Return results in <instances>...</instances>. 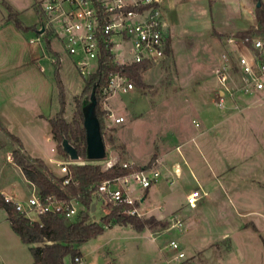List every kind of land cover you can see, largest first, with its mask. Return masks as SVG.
<instances>
[{
	"label": "rangeland",
	"instance_id": "obj_1",
	"mask_svg": "<svg viewBox=\"0 0 264 264\" xmlns=\"http://www.w3.org/2000/svg\"><path fill=\"white\" fill-rule=\"evenodd\" d=\"M260 1L264 4V0ZM251 3V7L255 9L258 0H252ZM36 15L29 13L24 20L26 23H33L39 19L40 25L42 16L40 12ZM30 32L27 37L35 38L36 34ZM44 36V39L50 41L51 52L47 50V53L51 62L49 58L41 64L44 68L43 75L55 84L54 64L57 62L60 65L62 49L56 34L46 31ZM227 37L231 36H225ZM182 46L183 43L175 46L178 49L175 56L169 49L164 60L147 66L141 73L142 81L147 86L145 89L133 85L130 93L116 94L110 100L100 98L101 110L106 112L102 118L105 158L117 156L120 163H127L128 157H131L136 164L134 166L147 168L151 158L155 157L150 168H157L162 178L169 176L173 166L179 165L183 168L181 178H164L165 181H173L172 185L167 182L168 192L157 190L154 194V190H151L153 194L142 205L150 203L152 207H157L172 202L181 204V209L186 208L185 192L199 186L212 193L218 203L206 202L195 210L196 215L192 213L194 211L191 214H182L179 209L165 216L163 221L168 223L165 229L156 227L136 234L126 229L127 227L115 226L82 245L80 264H157L153 255L156 246L163 247V252L166 253L169 251L167 242L170 240H175L179 249L183 248L185 259L181 264H187L191 260V245L202 249L227 251V240L209 244L206 241L201 242L202 237L195 240L191 238V233L198 227L208 230L210 236H207L210 238L221 229L215 224L218 220L216 218L233 212L219 194V190L223 192L225 187L218 168H222L221 172H230L229 176L233 177L231 180L237 178L236 183L239 186H245L246 183L251 185V182L253 186H264V94L245 98L238 93H232L226 99L229 104L225 102L224 108H218L216 101L220 95V87L215 71L227 64L228 69L231 68L227 70L228 75L233 77L239 53L232 46H226L225 40L217 38L214 42L204 40L199 44L187 45V48ZM22 51L20 52L23 53ZM14 53L17 54L14 59L22 58L19 51ZM125 53V50L117 47L116 60L121 61L123 56L127 57ZM242 53L247 55L243 50ZM72 66L65 60L59 71L65 92L64 118L67 122L72 120L74 98L83 86L82 76ZM91 69L94 70V67ZM37 74L38 70L33 66L19 68L20 85ZM229 79L235 81L233 78ZM230 87L234 88V85L230 84ZM107 107L112 108L116 116H123L124 122L112 124L111 120L107 121L106 115L111 113ZM16 146L14 142L13 148L16 149ZM2 153L0 189L14 185L20 197H27L30 193L29 187L21 182L15 169L6 160L5 153ZM187 156L192 162L188 160L189 164L186 165L184 162ZM212 160H216L218 168L214 167ZM94 162L100 163V160ZM190 169L195 175V182L190 175ZM106 211L98 205L95 212L89 213L99 220L106 215ZM150 214L146 213L140 218H148ZM174 214H178L183 221V228L179 232L171 228ZM224 222L221 220L219 224ZM148 233L153 237L158 236L155 243L150 241ZM234 239L237 253L231 264H264V244L258 238L244 239L236 235ZM244 255L246 259L242 257ZM14 264H32L31 254L25 246L21 249L14 246ZM63 264H72L70 256L64 258Z\"/></svg>",
	"mask_w": 264,
	"mask_h": 264
},
{
	"label": "crops",
	"instance_id": "obj_2",
	"mask_svg": "<svg viewBox=\"0 0 264 264\" xmlns=\"http://www.w3.org/2000/svg\"><path fill=\"white\" fill-rule=\"evenodd\" d=\"M42 1L0 0V157H2V152H4L6 160L9 161L21 182L27 185L30 191V183L26 181L20 169L11 160L10 153L14 150V140L11 136L18 139L21 152L26 157L43 161L56 178H61L57 164L68 159L57 153L56 144L52 139L48 123V120L57 113L59 104L56 86L54 83V85L52 84L49 77L46 78L43 75L44 68L41 66L44 61H48L50 58L49 52L45 47L46 39L43 38L45 33H39V19L33 23H26L24 20L28 17L29 13L39 15V4ZM251 1L161 0L160 9L162 22L164 23L163 31L166 36V50L170 49L175 56L178 50L175 46L179 43H183L182 48H187V45L199 44L204 42V40L208 42H214L216 38L225 40V36H234L249 29H256L255 9L251 7ZM4 4H7L12 12L16 14L22 27L35 28L32 30L36 34L35 38L27 37L31 33L30 31L17 29L12 21H7L8 12L4 8ZM255 8H257V3L255 4ZM242 50L248 55V52L243 48L240 50L241 53ZM16 51H19V53H21L20 51L23 52L21 53V59H14V55H17L14 53ZM17 60L20 61L18 62ZM49 60L51 62V58ZM65 60H68L73 65L71 59L62 51L59 71ZM24 66L35 67L38 70V74L36 77L30 78V81L27 83L20 85L19 68ZM112 97L108 98V100ZM107 109L114 117H123L121 115L116 116L112 108L107 107ZM112 124L115 123L112 122ZM113 128L115 129L116 127L113 126ZM177 153L180 154V151H177ZM113 157L117 158V156ZM188 160L192 162L187 156V160L184 162L186 165L189 164ZM127 163L136 165L131 157H128ZM212 163L214 167L218 168L216 160H212ZM174 167H178V178H181L184 170L179 165L171 167L169 176L167 175L164 178H174L172 175ZM221 169L218 168L225 189H222L223 192L219 190V194L222 196V201H224L225 205H229L233 212L232 214L230 212L228 216L222 215L216 218L218 220L215 224L221 227V229L210 238L207 236L209 235V231L202 229V227L195 228L191 233V238L195 240L198 237H202L201 242L206 241L209 244L227 240L229 249L220 252L191 245L190 253L192 258L188 263L186 262L187 264H231V260H234L232 258H235L237 253L234 239L236 235L244 239L250 237L258 238L264 244V186L259 187L258 184L253 186L252 182L250 183L251 185L245 182V186H239L236 183L238 181L237 178L231 180L233 177L229 176L230 172H221ZM189 172L195 182L196 178L192 169ZM164 178L161 177L162 180H160L162 182L159 183V181L146 192L144 201L153 193L155 194L157 190L162 193L169 191L168 185H172L173 181L170 184L171 181H165ZM151 190L155 192L152 191L153 193H151ZM195 190H199L202 193V197L193 209L187 208L184 204L186 208L181 209V204H173L172 202L169 205L163 203V205H158L157 207H152L150 203L146 206L141 203L139 206L140 212L143 215L151 213L152 217L163 221L165 216L175 213L179 209H181V213L189 212L191 214V211H194L192 213L196 215L195 210L201 208L206 202L212 201L215 204L218 203V200L213 198L212 193L200 186L186 191L184 196L186 197L190 192ZM0 195L11 198L13 201L23 202L29 197L30 193L27 197H20L13 185L11 188L0 189ZM223 209L225 210V208ZM106 214L108 213L106 212ZM221 220L225 221L222 225L219 224ZM95 222H98V220L95 219ZM115 226L119 228L123 227L113 225L106 230H110ZM126 227L130 232L136 234L147 232V229L142 232H136L130 226ZM157 237H153L151 234L148 236L150 241L154 243ZM14 246L20 249L22 246H25L29 251L32 245L21 243L18 236L12 231L6 213L0 209V264H14ZM81 247L82 245L79 247V251ZM156 248L153 255L157 264L182 263V261L177 262L174 260V252L169 250L164 253L163 247L160 245H157ZM180 249L183 252V248L181 247ZM80 256L82 257L81 252ZM242 257L246 259V255Z\"/></svg>",
	"mask_w": 264,
	"mask_h": 264
},
{
	"label": "built area",
	"instance_id": "obj_3",
	"mask_svg": "<svg viewBox=\"0 0 264 264\" xmlns=\"http://www.w3.org/2000/svg\"><path fill=\"white\" fill-rule=\"evenodd\" d=\"M160 4L161 0H43L39 4L42 16L39 30L43 28L41 34L49 31L58 36L63 53L71 59L75 71L83 78L95 71L103 49L109 51L116 64H157L166 57V36ZM140 7L145 8L135 10ZM225 44L232 46L239 54L235 61L233 77L228 75L227 70L231 68L228 69L227 64L215 71L220 87L216 106L220 109L225 107L226 99L230 98L232 93L244 97L264 94V38L231 36L225 39ZM117 47L126 51L127 57L123 56L121 61L116 60ZM242 48L248 55L240 52ZM92 66L94 70L91 69ZM229 78L235 81H230ZM230 84H233L234 88H231ZM133 88L127 77L113 74L109 76L108 85L102 89L101 98L108 100L115 94H126ZM106 120L120 124L124 118L114 117L110 113L106 115ZM177 151L179 152L178 149ZM102 160V171L116 165L122 169H130L132 166L129 163H120L116 157H104ZM85 162V159L81 158L77 161L68 158L57 164L62 187L71 182L68 166L82 165ZM172 175L174 178L179 177L178 167H174ZM161 177L157 168H140L113 179L103 180L92 191L95 211L98 205L105 208L107 213L111 211V207H121L120 215L140 218L143 214L139 206L144 201L146 192L155 186ZM201 197L199 190L192 191L185 197V205L193 209ZM3 200L12 204L30 223L39 225L42 215H61L73 221L84 210L75 198L60 201L54 196L42 197L33 185L25 201H13L4 196ZM91 219L95 221L94 216H91ZM172 221L171 228L181 231V217L174 214ZM167 247L175 253V261L185 259V254L175 240H170ZM74 262L80 264V257H76Z\"/></svg>",
	"mask_w": 264,
	"mask_h": 264
},
{
	"label": "trees",
	"instance_id": "obj_4",
	"mask_svg": "<svg viewBox=\"0 0 264 264\" xmlns=\"http://www.w3.org/2000/svg\"><path fill=\"white\" fill-rule=\"evenodd\" d=\"M259 6L255 8V19L257 28L238 33L237 37L258 36L264 38V4L258 0ZM8 12L7 21H12L17 29L22 31H32L35 28L22 27L16 14L11 8L4 4ZM145 7H140L141 10ZM220 37V36H218ZM46 49L50 50V41H45ZM169 52V49L166 50ZM147 63L120 65L113 61V56L107 50H102L98 60L97 68L87 77L83 78V86L80 93L74 98L75 109L71 122L64 118L65 92L64 86L59 76V63L54 64V81L57 89V98L59 109L57 113L48 120L52 139L54 140L57 153L68 158L63 151L61 143L63 139L67 140L76 150L81 159L86 156V138L83 128L84 107L90 99L93 92L95 98L94 116L99 122L100 134L102 136L103 122L102 118L106 112L101 110L99 100L102 89L108 85L109 76L119 74L127 77L136 88L145 89L147 86L143 83L141 73L147 68ZM17 144V148L10 153L12 162L20 169L22 175L31 185L35 186L38 194L42 197L54 196L57 200L66 201L75 198L84 210L78 217L69 221L61 215H42L40 217L41 225L30 223L14 206L6 203L3 196L0 195V209L4 210L12 231L18 236L21 243L32 245L29 252L32 257V264H63L66 256H70L72 264H76L74 259L80 257L79 247L91 239L103 234V232L113 225L130 226L136 232H142L146 229H165L168 225L166 221H160L154 217L139 218L135 216H123L119 212L121 207H111V211L102 216L98 222L92 221L89 213L91 204L94 202L92 197L93 189L103 180L113 179L117 176L125 175L131 171L139 170L134 165L130 169H122L119 166L102 171L99 162L87 161L82 165H69L68 169L71 175V182L62 187V178H56L39 159H30L21 152V146L17 138L12 137ZM155 157L151 158L146 166L150 168ZM137 206V205H136Z\"/></svg>",
	"mask_w": 264,
	"mask_h": 264
},
{
	"label": "water",
	"instance_id": "obj_5",
	"mask_svg": "<svg viewBox=\"0 0 264 264\" xmlns=\"http://www.w3.org/2000/svg\"><path fill=\"white\" fill-rule=\"evenodd\" d=\"M259 3H257V7ZM43 32V28L39 30L41 34ZM95 98L94 93L92 92L90 95V99L86 103L84 107V120H83V128L85 130V138H86V156L85 160L87 161H98L102 160L105 157V147L104 142L102 140V136L100 134L99 122L97 118L94 116V106H95ZM61 147L64 152L67 153L68 158L72 161H77L80 157L77 155L74 147L67 142V140L63 139L61 143ZM95 211V204H91L90 212Z\"/></svg>",
	"mask_w": 264,
	"mask_h": 264
}]
</instances>
